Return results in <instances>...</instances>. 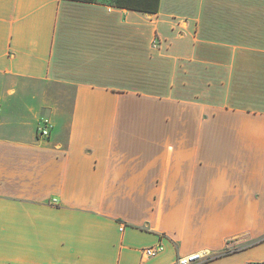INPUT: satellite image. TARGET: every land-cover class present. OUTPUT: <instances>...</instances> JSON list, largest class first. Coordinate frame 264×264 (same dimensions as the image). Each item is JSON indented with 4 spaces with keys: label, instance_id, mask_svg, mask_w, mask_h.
<instances>
[{
    "label": "crops",
    "instance_id": "0c3cea01",
    "mask_svg": "<svg viewBox=\"0 0 264 264\" xmlns=\"http://www.w3.org/2000/svg\"><path fill=\"white\" fill-rule=\"evenodd\" d=\"M193 253L264 264V0H0V264Z\"/></svg>",
    "mask_w": 264,
    "mask_h": 264
},
{
    "label": "built area",
    "instance_id": "2783aa9c",
    "mask_svg": "<svg viewBox=\"0 0 264 264\" xmlns=\"http://www.w3.org/2000/svg\"><path fill=\"white\" fill-rule=\"evenodd\" d=\"M51 123L49 119L43 118L37 125V134L40 137H47L51 130ZM161 250V246L145 248L143 250L146 256H152ZM206 258L204 253H193L184 257H180L174 264H198Z\"/></svg>",
    "mask_w": 264,
    "mask_h": 264
}]
</instances>
